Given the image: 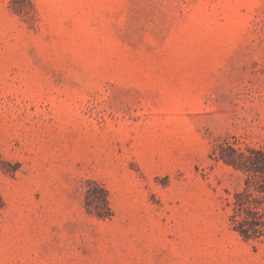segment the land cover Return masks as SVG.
I'll return each instance as SVG.
<instances>
[{
	"label": "rangeland",
	"instance_id": "1",
	"mask_svg": "<svg viewBox=\"0 0 264 264\" xmlns=\"http://www.w3.org/2000/svg\"><path fill=\"white\" fill-rule=\"evenodd\" d=\"M0 264H264V0H0Z\"/></svg>",
	"mask_w": 264,
	"mask_h": 264
}]
</instances>
